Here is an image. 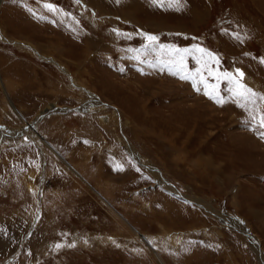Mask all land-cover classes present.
Returning a JSON list of instances; mask_svg holds the SVG:
<instances>
[{
	"label": "rangeland",
	"instance_id": "rangeland-1",
	"mask_svg": "<svg viewBox=\"0 0 264 264\" xmlns=\"http://www.w3.org/2000/svg\"><path fill=\"white\" fill-rule=\"evenodd\" d=\"M46 1L0 21V264H264V0Z\"/></svg>",
	"mask_w": 264,
	"mask_h": 264
},
{
	"label": "crops",
	"instance_id": "crops-1",
	"mask_svg": "<svg viewBox=\"0 0 264 264\" xmlns=\"http://www.w3.org/2000/svg\"><path fill=\"white\" fill-rule=\"evenodd\" d=\"M19 1L20 0H4L3 6L0 11V21L2 22L5 30H7V23H5L6 21L9 20L10 22H13V20H16V13L19 12L16 7L22 9L21 12L23 14H27L28 17L32 19L37 18L36 20L38 21L45 20L46 22L52 21V19L50 18V15H52L51 13H55L56 11H58L55 7L59 4L57 2L50 3V1L46 0H30L31 2L29 1V3L24 2L23 4H21L18 3ZM48 5H51V10L47 7Z\"/></svg>",
	"mask_w": 264,
	"mask_h": 264
},
{
	"label": "snow or ice",
	"instance_id": "snow-or-ice-1",
	"mask_svg": "<svg viewBox=\"0 0 264 264\" xmlns=\"http://www.w3.org/2000/svg\"><path fill=\"white\" fill-rule=\"evenodd\" d=\"M152 2H153L154 4H157V3H162L163 0H152ZM169 2H170V3H177V4H178V3H179V0H169ZM47 7L51 10V5H48ZM147 39H148L149 41H153V42H154V41L156 40V37H154V36H148ZM198 51L203 52L204 50H203V49H198ZM209 55H210V54H209ZM260 62H261L262 64H264V60H261ZM238 76H239L240 79H242L243 76H244V73L238 71ZM225 77L229 80L230 83H233V82H234L235 85H236V87H237V89H239V91H236V95H237V96H240L241 98H244V99H248V98H250V97L256 95V93H254L251 89H249V88H247L245 85H243V84L240 82V79H237L236 77H233V76H231V75H229V74H225ZM182 78H185V77H182ZM205 95H209V93H208V92H205ZM209 98H210V99H213L214 97L209 96ZM261 98L264 99V97H261ZM215 100H216V102H217L218 104L222 102V98H220V97H218V96L215 97ZM259 126H260L261 128H264V116H262V117L260 118ZM261 138L264 139V133H261ZM57 247H59V245H57Z\"/></svg>",
	"mask_w": 264,
	"mask_h": 264
},
{
	"label": "water",
	"instance_id": "water-1",
	"mask_svg": "<svg viewBox=\"0 0 264 264\" xmlns=\"http://www.w3.org/2000/svg\"><path fill=\"white\" fill-rule=\"evenodd\" d=\"M62 110H69V109H51V110H49L48 112L43 113L42 116H44V115H46V114L53 113V112L62 111ZM70 110H71V109H70ZM42 116H41V117H42ZM232 218H233V221L235 222V224H236L238 227H240V229H241L242 227H244V225H243L240 221H238V219H236L233 215H232ZM241 230H242V233H243V234H244L249 240L252 239V241L255 242L257 245L259 244V242L254 238L253 234H251V232H249L248 229H246V228L244 227V230H246V232H248V233L244 232L243 229H241ZM259 252H260V248H259Z\"/></svg>",
	"mask_w": 264,
	"mask_h": 264
},
{
	"label": "bare ground",
	"instance_id": "bare-ground-1",
	"mask_svg": "<svg viewBox=\"0 0 264 264\" xmlns=\"http://www.w3.org/2000/svg\"><path fill=\"white\" fill-rule=\"evenodd\" d=\"M1 1L2 0H0V3H1ZM0 7H1V5H0ZM19 46V45H18ZM41 57V56H40ZM101 123H102V125L103 124H107L108 122H109V120L108 119H105V117L104 118H101V121H100ZM29 135H32V138H34V139H37L38 141H41V139H39V137L37 136V134L35 133V131H31V132H29L28 133V136ZM137 161V160H136ZM142 164V163H141ZM144 164V163H143ZM146 170H148V171H150V170H153V168L151 169L150 167H148V166H146ZM153 171H155V170H153ZM152 175H153V177L157 180V181H159V179H157V178H159L157 175H154L153 173H152ZM168 189V188H167ZM236 229V228H235ZM240 230V229H239ZM241 231V230H240ZM242 232V231H241ZM246 233H248V232H246ZM138 235V234H137ZM255 245H257L256 243H255ZM258 246V245H257ZM258 252H259V249H258ZM259 254H261L260 255V259H262L261 261H263L264 262V255L261 253V250H260V252H259ZM157 258H158V256H157Z\"/></svg>",
	"mask_w": 264,
	"mask_h": 264
}]
</instances>
